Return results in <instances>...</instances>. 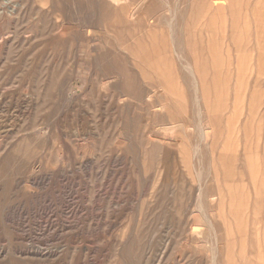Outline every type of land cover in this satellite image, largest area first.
<instances>
[{
  "label": "rangeland",
  "instance_id": "obj_1",
  "mask_svg": "<svg viewBox=\"0 0 264 264\" xmlns=\"http://www.w3.org/2000/svg\"><path fill=\"white\" fill-rule=\"evenodd\" d=\"M118 1L0 0V264H264L263 0Z\"/></svg>",
  "mask_w": 264,
  "mask_h": 264
},
{
  "label": "bare ground",
  "instance_id": "obj_2",
  "mask_svg": "<svg viewBox=\"0 0 264 264\" xmlns=\"http://www.w3.org/2000/svg\"><path fill=\"white\" fill-rule=\"evenodd\" d=\"M107 2H110L111 4H115V3H117L118 4V0H106ZM259 1H261V0H259ZM259 1H258V5H259ZM263 2H264V0H263ZM216 6H222V4L220 3V1H218V2H216V3H214ZM263 4V6H264V3H262ZM259 6H261V5H259ZM213 7H215V6H211V9L213 8ZM256 8H258V6L256 5ZM261 8V7H260ZM257 10H259V9H257ZM262 10V9H261ZM120 11L123 13V14H126V7L124 6V7H122L121 9H120ZM219 10H217V12H218ZM222 11V10H221ZM220 11V12H221ZM264 11V10H263ZM261 12L260 14H262V13H264V12ZM208 12V13H207ZM220 12L219 13H217L218 14V16L220 17ZM224 11H222V13H223ZM206 13L207 14H209V10H207L206 11ZM221 13V16L222 15H224V14H222ZM257 13H258V11H257ZM206 14V15H207ZM258 15V14H257ZM237 16V15H236ZM238 16H239V14H238ZM238 16H237V18H238ZM240 16H241V14H240ZM239 16V17H240ZM234 17H235V15H234ZM259 17H261L260 15H259ZM128 18H130V14H128ZM221 18V17H220ZM78 19V18H77ZM222 19V18H221ZM234 19V18H233ZM244 20L246 19V17L245 18H243ZM260 19V18H259ZM222 20H224V19H222ZM234 20H236V19H234ZM233 20V21H234ZM238 20V19H237ZM236 20V21H237ZM37 21V20H36ZM240 21V20H239ZM247 21V20H246ZM245 21V22H246ZM260 21V23H261V20H259ZM7 22V21H6ZM5 22V23H6ZM9 22V21H8ZM257 22H258V20H257ZM256 22V23H257ZM262 22H264V21H262ZM12 23V22H11ZM78 23H79V20H78ZM235 24H233V25H235V26H238L239 24H240V22H238L237 21V23H239L238 25H236V22H234ZM247 23V22H246ZM8 24H10V23H8ZM23 24H25V23H23ZM244 24V23H243ZM13 25V24H12ZM48 25V24H47ZM247 25H248V23H247ZM262 25V24H261ZM22 26V25H21ZM45 26V25H44ZM240 26V25H239ZM244 26V25H243ZM258 26V25H257ZM263 26V25H262ZM3 27V26H2ZM14 27V26H13ZM15 27H16V25H15ZM14 27V29H16ZM31 27V29L33 30V29H37V24L36 23H34L33 22V24L30 26ZM47 27V26H46ZM234 27V26H233ZM232 27V28H233ZM7 28V27H6ZM52 28V27H51ZM56 29H57V31H58V35H59V37L60 38H63L64 37V34L66 33V30H67V25L65 24V23H60V24H58L56 27H55ZM240 28V27H239ZM245 28V27H244ZM259 28V27H258ZM26 29H28V28H26ZM30 29V28H29ZM233 29H235V27L233 28ZM232 29V30H233ZM237 29V28H236ZM236 29L234 30V31H236ZM246 29H248L247 27H246ZM251 29V28H250ZM249 29V30H250ZM260 29V28H259ZM259 29H257V30H259ZM240 30V29H239ZM238 30V31H239ZM263 30H264V27H263ZM263 30H261V31H263ZM31 31V30H30ZM36 31V30H35ZM90 31V30H89ZM237 31V32H238ZM245 31V30H244ZM260 31V30H259ZM233 32V31H232ZM239 32H241V31H239ZM238 32V33H239ZM246 32V31H245ZM245 32H243L244 33V35H245ZM249 31H247L246 33H248ZM50 33V32H49ZM260 33V32H259ZM262 33V32H261ZM264 34V33H263ZM1 35V34H0ZM236 35H237V33L235 34V37H236ZM248 35V34H247ZM262 35V34H261ZM95 36H97L96 35V33H92V32H87V37L88 38H90L89 40H90V42L89 43H92L91 45H94V47H96L97 46V41L94 39V37ZM234 36V35H233ZM232 36V37H233ZM238 36H240L239 34H238ZM98 37V36H97ZM100 37V36H99ZM262 37H263V35H262ZM42 38H44V37H42ZM259 38V41H260V36L258 37ZM37 39V38H36ZM40 39V38H39ZM234 39V38H233ZM232 39V40H233ZM237 39H241V37L240 38H237ZM243 40V39H242ZM241 40V41H242ZM263 40H264V38H263ZM233 41H235V39L233 40ZM237 42V43H236ZM235 43L237 44V46L239 45L238 44V41H236ZM241 43V42H240ZM245 43V42H244ZM263 43V42H262ZM262 43H260V46L262 47ZM99 44V43H98ZM236 44H235V46H236ZM242 44V43H241ZM241 44H240V46H241ZM264 44V43H263ZM246 45H247V42H246ZM245 45V46H246ZM237 46H236V48H237ZM240 46H238V47H240ZM243 46V45H242ZM245 46H244V48H245ZM91 47H93V46H91ZM263 47H264V45H263ZM214 48H216L215 46H214ZM238 49V48H237ZM240 50V49H239ZM239 50H237V51H239ZM241 50H243V49H241ZM240 50V51H241ZM93 51V50H92ZM219 51V50H218ZM217 53V52H216ZM219 53V52H218ZM241 53L242 52H240V56L239 57H242V55H241ZM213 54V53H212ZM243 54V53H242ZM216 54L214 53V56H215ZM219 56H220V54H218ZM238 55H239V53H237V58L238 59H240L239 57H238ZM213 56V55H212ZM213 56V61H215V57ZM244 56V55H243ZM218 57V56H217ZM221 57V56H220ZM219 57V58H220ZM245 57V56H244ZM261 58V57H260ZM159 59V58H158ZM240 60H244V58L243 59H240ZM156 61H157V58H156ZM217 61H219V60H217ZM247 61V60H246ZM158 62H159V60L157 61V64H158ZM223 62V61H222ZM239 62V61H238ZM238 62H236L237 64H238ZM241 63H242V61H240ZM239 62V64H241ZM244 62H245V60H244ZM242 63V66H243V64H245V63ZM0 63H2V62H0ZM161 63H163L164 64V62H161ZM161 63L160 64H158V66L160 65L161 66ZM216 62H214V64H215ZM247 63V62H246ZM155 64H156V62H155ZM155 64H154V67H153V69H154V71H155V76H156V74L158 75V78H156V79H158V81L160 80V82H159V84L160 83H162V81H171L173 84H175L174 86L172 85V84H170V82H169V85L167 84V86L166 87H168L169 86V88H167L169 91V93H171V94H176L177 92H176V90L178 91L179 90V88L178 87H175L176 86V81L173 79V75H172V72H171V70H170V67H169V69H164L163 70V68H162V66H161V68L160 67H158L157 66V64H156V66H155ZM162 64V65H163ZM219 64V65H218ZM218 64H215V65H218V68L220 67V64H221V61H220V63H218ZM224 64V63H223ZM223 64H221V65H223ZM2 65H3V63H2ZM238 66V67H237ZM236 67H237V72H238V75L239 76H241L240 75V72L242 71V72H245L246 70H244V66H243V69H242V67L240 68V65H237ZM0 68H1V66H0ZM165 68V67H164ZM217 68V69H218ZM220 68H222L223 69V67L221 66ZM242 69L240 72H239V70L240 69ZM245 68H248V67H245ZM215 69H216V66H215ZM244 70V71H243ZM167 73H166V72ZM215 71V70H214ZM217 71V70H216ZM222 71V70H221ZM221 71H219V69H218V72L217 73H220ZM247 71H248V69H247ZM144 72V71H143ZM246 74V73H245ZM238 76V80L240 79V77ZM246 76V75H245ZM242 78V80H244V73H243V75L241 76ZM145 78L147 79V77L145 76ZM13 80H14V77H13ZM215 81L217 80V79H214ZM242 80H240V81H242ZM157 81V80H156ZM214 81V82H215ZM239 81V82H240ZM219 82V81H218ZM238 82V83H239ZM215 83H217V82H215ZM214 83V84H215ZM12 84V83H11ZM163 84L164 83H162V85L161 86H163ZM218 84V83H217ZM217 84H215V86L217 87ZM223 84V83H222ZM240 84V83H239ZM221 85V84H220ZM220 85H218V87L220 86ZM160 86V87H161ZM165 86V85H164ZM171 87V88H170ZM221 87H222V85H221ZM239 87H241V84H240V86ZM162 88V87H161ZM163 88H165V87H163ZM175 88H177V89H175ZM166 89V90H167ZM175 89V90H174ZM218 89H222V88H215V90H218ZM71 90V89H70ZM165 90V89H164ZM163 90V91H164ZM239 90H240V88H239ZM67 91V90H66ZM219 91V90H218ZM217 91V92H218ZM222 91V90H221ZM224 91V90H223ZM239 92V91H238ZM238 92H237V94H238ZM219 93V92H218ZM48 94V92L46 93V95ZM74 94V93H73ZM160 94H162V92H160L159 91V95ZM224 94V93H223ZM223 94L221 95L222 97H223ZM239 94H240V92H239ZM68 95H69V93H68ZM173 97H174V95H172ZM175 96H177V95H175ZM179 97H182L181 95H178ZM219 96V95H218ZM69 97V96H68ZM222 97H221V99H222ZM29 98V97H28ZM177 99H178V97H177ZM180 99V98H179ZM182 99V98H181ZM216 99V98H215ZM219 99V98H218ZM11 101V100H10ZM181 101V100H180ZM216 101H217V99H216ZM216 101H214V102H216ZM30 102V101H29ZM39 101H36V103H38ZM220 102V106H221V103L223 102V100H222V102H221V100L219 101ZM239 103H240V99H239V101H238ZM10 103V102H9ZM17 103V102H16ZM16 103H14V104H16ZM237 103V102H236ZM5 104V103H4ZM4 104H2L3 106H4ZM6 104H7V102H6ZM21 104V103H20ZM1 105V106H2ZM9 105V104H8ZM7 105V106H8ZM25 105V104H24ZM215 105H216V103H215ZM223 105V104H222ZM20 106V105H19ZM23 106V105H22ZM35 106H37V105H35ZM34 106V107H35ZM39 106V105H38ZM16 107V106H15ZM25 108V107H24ZM26 108H28V107H26ZM35 108H37V107H35ZM216 108H217V106H216ZM215 108V109H216ZM238 108V107H237ZM13 109H15V108H13ZM19 109V108H18ZM17 109V110H18ZM22 109V108H21ZM20 109V110H21ZM219 109V108H218ZM220 109H221V107H220ZM14 111V110H13ZM12 111V109H7V108H4V109H0V136H2V135H5V136H10L11 137V139H12V141L13 140H15V139H18V138H24L25 136H27V135H31V134H33L34 133V131L36 130V129H38L37 127H39V125H37V124H33L32 123V125L31 126H29V127H27V128H22V122H23V120L26 118V114L25 115H16L14 112ZM31 111V110H30ZM218 111V110H217ZM239 111V110H238ZM216 112V111H215ZM21 113V112H20ZM19 113V114H20ZM22 113H24V112H22ZM18 114V113H17ZM86 114V113H85ZM28 115H29V113H28ZM28 117V116H27ZM25 121V120H24ZM27 121V120H26ZM24 123H26V122H24ZM82 123V122H81ZM83 124V123H82ZM25 125V124H24ZM27 125H29V124H27ZM81 125V124H80ZM91 125V124H90ZM95 126V125H94ZM82 127V126H81ZM95 128H97V127H95ZM96 131V130H95ZM95 131L94 130H92V128L91 129H85V133L86 134H91V135H93V136H96V133H95ZM37 132H39V131H37ZM98 132V131H97ZM40 134V133H39ZM43 134H45V133H43ZM40 135H42V134H40ZM46 135V134H45ZM44 136V135H43ZM5 139V138H4ZM3 139V140H4ZM4 144V143H3ZM17 144H19V142L17 143ZM22 144V143H21ZM6 145V144H5ZM27 145L28 144H26V147H27ZM7 146H5V148H6ZM25 147V148H26ZM29 147V146H28ZM25 150H28L27 148L25 149ZM4 151V150H3ZM26 152V151H25ZM24 152V153H25ZM21 152H19L18 153V156H19V154H20ZM16 154V153H15ZM78 154H80V153H78ZM24 155H26V154H24ZM24 155H23V157H24ZM81 155V154H80ZM31 158V157H30ZM81 158V157H80ZM81 161H80V165L81 166H84V165H86V164H84L83 163V161H82V158L80 159ZM88 163L90 162V160L89 161H87ZM147 167V166H146ZM57 170V169H56ZM55 169H53V168H45L43 171H42V173H41V175L39 176V177H37V178H35V179H33V181H32V183L34 184V185H40V184H46L45 182H48L49 183V179L50 178H52L53 177V175H55L56 173H55V171H56ZM59 172V171H58ZM66 172V170L65 169H61L60 170V174H64ZM61 176V175H60ZM60 179V178H59ZM64 180V179H63ZM62 180V181H63ZM51 182V181H50ZM21 185H23V184H21ZM38 187V186H37ZM43 187V186H42ZM201 192V191H200ZM199 192V193H200ZM241 204V203H240ZM240 204H239V206H240ZM244 204V203H243ZM242 204V207L244 206ZM239 208H241V207H238L237 209H239ZM13 210V209H12ZM239 210H241V211H243L244 210V208H242V209H239ZM240 211V212H241ZM239 212V213H240ZM241 214V213H240ZM191 234H192V232H191ZM38 255H40V254H38ZM43 255V254H42ZM48 255H50V254H48ZM47 255V256H48ZM6 256V255H5ZM28 256H30V255H28ZM32 256V255H31ZM33 257V256H32ZM42 257V256H41ZM4 258V253H0V260L1 259H3ZM43 258V257H42ZM50 259V258H49ZM2 261V260H1ZM228 263H229V261H228ZM232 263V262H231Z\"/></svg>",
  "mask_w": 264,
  "mask_h": 264
}]
</instances>
